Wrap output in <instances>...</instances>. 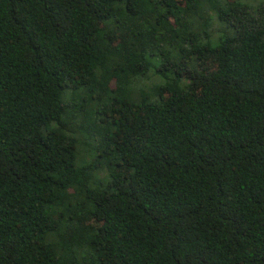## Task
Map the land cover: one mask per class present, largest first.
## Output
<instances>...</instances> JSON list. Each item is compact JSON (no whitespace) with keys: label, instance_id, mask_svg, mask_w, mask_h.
<instances>
[{"label":"trees","instance_id":"obj_1","mask_svg":"<svg viewBox=\"0 0 264 264\" xmlns=\"http://www.w3.org/2000/svg\"><path fill=\"white\" fill-rule=\"evenodd\" d=\"M0 264H264V0H0Z\"/></svg>","mask_w":264,"mask_h":264},{"label":"rangeland","instance_id":"obj_2","mask_svg":"<svg viewBox=\"0 0 264 264\" xmlns=\"http://www.w3.org/2000/svg\"><path fill=\"white\" fill-rule=\"evenodd\" d=\"M202 66H203V67H210V62H208V61H207V62H204V63L202 64Z\"/></svg>","mask_w":264,"mask_h":264}]
</instances>
